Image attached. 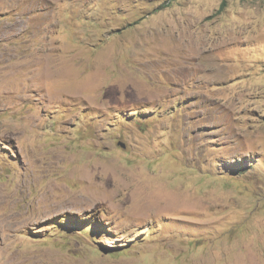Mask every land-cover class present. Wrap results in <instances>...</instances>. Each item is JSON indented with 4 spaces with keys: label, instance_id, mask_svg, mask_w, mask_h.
Returning a JSON list of instances; mask_svg holds the SVG:
<instances>
[{
    "label": "rangeland",
    "instance_id": "374dc122",
    "mask_svg": "<svg viewBox=\"0 0 264 264\" xmlns=\"http://www.w3.org/2000/svg\"><path fill=\"white\" fill-rule=\"evenodd\" d=\"M222 2L0 0V264H264V1Z\"/></svg>",
    "mask_w": 264,
    "mask_h": 264
},
{
    "label": "bare ground",
    "instance_id": "6f19581e",
    "mask_svg": "<svg viewBox=\"0 0 264 264\" xmlns=\"http://www.w3.org/2000/svg\"><path fill=\"white\" fill-rule=\"evenodd\" d=\"M150 186H151V185H150ZM152 186H153V185H152ZM163 186H164V185H163ZM163 186H162V187H163ZM160 187H161V186H160ZM166 187H167V186H166ZM171 192H172V191H171ZM148 194H149V193H148ZM175 195H176V194H175ZM176 196H177V195H176ZM187 200H188V199H187ZM189 200H190V199H189ZM150 201H151V200H150ZM150 201H149V202H150ZM164 204H165V203H164ZM146 205H147V204H146ZM146 205H145V206H146ZM154 205H155V203H154ZM188 205H189V204H188ZM149 206H150V205H149ZM186 206H187V205H186ZM153 207H154V206H153ZM147 208H148V207H147ZM149 209H150V208H149ZM149 209H147V210H149ZM154 211H155V210H154ZM162 212H163V211H162ZM149 213H150V212H149ZM139 219H140V218H139ZM12 221H13V220H12ZM29 223H30V222H29ZM15 225H16V224H15ZM25 225H26V224H25ZM1 236H2V235H1ZM1 261H2V260H1Z\"/></svg>",
    "mask_w": 264,
    "mask_h": 264
},
{
    "label": "trees",
    "instance_id": "16d2710c",
    "mask_svg": "<svg viewBox=\"0 0 264 264\" xmlns=\"http://www.w3.org/2000/svg\"><path fill=\"white\" fill-rule=\"evenodd\" d=\"M226 1L227 0H223V2H222V7H224L225 5H226ZM264 1V0H263Z\"/></svg>",
    "mask_w": 264,
    "mask_h": 264
},
{
    "label": "water",
    "instance_id": "95a60500",
    "mask_svg": "<svg viewBox=\"0 0 264 264\" xmlns=\"http://www.w3.org/2000/svg\"><path fill=\"white\" fill-rule=\"evenodd\" d=\"M123 147H124V145H123Z\"/></svg>",
    "mask_w": 264,
    "mask_h": 264
}]
</instances>
